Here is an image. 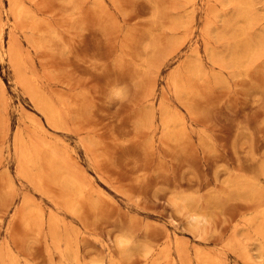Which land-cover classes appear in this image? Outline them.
I'll use <instances>...</instances> for the list:
<instances>
[{"label":"rangeland","instance_id":"374dc122","mask_svg":"<svg viewBox=\"0 0 264 264\" xmlns=\"http://www.w3.org/2000/svg\"><path fill=\"white\" fill-rule=\"evenodd\" d=\"M167 263L264 264V0H0V264Z\"/></svg>","mask_w":264,"mask_h":264},{"label":"bare ground","instance_id":"6f19581e","mask_svg":"<svg viewBox=\"0 0 264 264\" xmlns=\"http://www.w3.org/2000/svg\"><path fill=\"white\" fill-rule=\"evenodd\" d=\"M231 2V1H230ZM241 2V4L243 5V3H242V1H240ZM246 6V5H245ZM19 9H21V6L19 7ZM19 9H18V11H19ZM23 12V11H22ZM19 13V12H18ZM238 18V17H237ZM239 21V20H238ZM244 30V29H243ZM3 33V32H2ZM244 35V34H243ZM246 37V36H245ZM247 40V39H246ZM253 40V39H252ZM259 41V40H258ZM251 49H252V47H251ZM4 50V49H3ZM254 51V50H253ZM6 57V56H5ZM199 70V69H198ZM186 91V90H185ZM52 102H53V100H52ZM54 104V103H53ZM60 113V112H59ZM165 116V115H164ZM61 117V116H60ZM147 119H148V117H147ZM59 123V122H58ZM172 124H174V123H172ZM169 125V124H168ZM41 126V125H40ZM167 127H170V126H167ZM16 139V138H15ZM21 140V139H20ZM15 142H17V141H15ZM37 143V142H36ZM46 143H48V142H46ZM20 146V145H19ZM17 149V148H16ZM44 149V148H43ZM21 151H23V150H21ZM39 153V152H38ZM44 154V153H43ZM17 155V154H16ZM45 156V155H44ZM54 156V155H53ZM20 157H22V156H20ZM29 160V159H28ZM23 161V160H22ZM30 161V160H29ZM31 163V162H30ZM54 165V164H53ZM56 165V164H55ZM24 167V166H23ZM71 173V172H70ZM73 176V175H72ZM67 178V177H66ZM67 180V179H66ZM68 181V180H67ZM74 182V181H73ZM72 182V183H73ZM73 185V184H72ZM74 187L75 186H77L78 187V185H76L75 184V182H74V185H73ZM77 187H75V188H77ZM37 188V187H36ZM78 189H79V187H78ZM69 194V193H68ZM69 196V195H68ZM28 212V211H27ZM34 213V212H33ZM196 217H197V215H196ZM29 218V217H28ZM198 218V217H197ZM71 226V225H70ZM56 230V229H55ZM69 234V233H68ZM70 235V234H69ZM71 243V242H70ZM126 243H127V241H126V239L125 238H121L120 239V241H119V244H120V246L121 247H125V245H126ZM181 243V242H180ZM68 244V243H67ZM10 246V245H9ZM231 247V246H230ZM233 249V248H232ZM2 253V252H1ZM7 253V252H6ZM205 254V253H204ZM239 255V254H238ZM185 256V255H184ZM211 257V256H210ZM175 259V258H174ZM7 263V262H6ZM169 263V262H168ZM167 263V264H168ZM182 263H183V261H182ZM186 263V262H185ZM209 263V262H208Z\"/></svg>","mask_w":264,"mask_h":264}]
</instances>
